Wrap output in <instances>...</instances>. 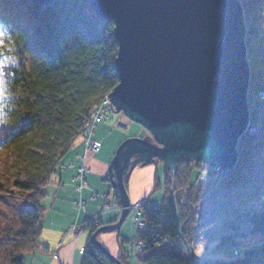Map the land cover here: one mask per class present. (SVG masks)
<instances>
[{
	"label": "trees",
	"instance_id": "obj_1",
	"mask_svg": "<svg viewBox=\"0 0 264 264\" xmlns=\"http://www.w3.org/2000/svg\"><path fill=\"white\" fill-rule=\"evenodd\" d=\"M242 5L257 92L264 87V0H242ZM0 21L10 28L20 57L2 71L14 99L0 110V264H25V256L41 248L44 187L77 145L83 124L119 83L118 44L114 22L100 20L89 0L50 5L0 0ZM251 114V121L258 119L254 110ZM238 148L237 166L222 173L200 160L194 165L179 160L178 212L166 172L161 207L145 210L146 227L138 232L148 242L138 254L144 264H201L187 245L207 249L211 242L215 252L234 257L228 264H264V127L244 135ZM111 187L120 202L116 183ZM95 229L90 227V235ZM166 237L170 242H163ZM117 258L129 264L125 251ZM81 264L117 263L89 236Z\"/></svg>",
	"mask_w": 264,
	"mask_h": 264
},
{
	"label": "water",
	"instance_id": "obj_2",
	"mask_svg": "<svg viewBox=\"0 0 264 264\" xmlns=\"http://www.w3.org/2000/svg\"><path fill=\"white\" fill-rule=\"evenodd\" d=\"M50 5L55 0H32ZM103 21H113L119 83L109 93L117 111L150 136L129 137L109 167L123 210L90 243L122 264L99 236L120 229L129 213L124 181L131 169L160 158L176 169L181 158L199 159L219 172L238 162V141L250 123L251 69L240 0H89ZM152 140L155 141L152 142Z\"/></svg>",
	"mask_w": 264,
	"mask_h": 264
},
{
	"label": "rangeland",
	"instance_id": "obj_3",
	"mask_svg": "<svg viewBox=\"0 0 264 264\" xmlns=\"http://www.w3.org/2000/svg\"><path fill=\"white\" fill-rule=\"evenodd\" d=\"M240 1L242 3V0ZM0 25L4 28V39L7 44V47L0 49L1 110L4 105L6 106L10 100L14 99L13 95L6 90L2 71L10 65L17 64L20 61V57L18 46L11 38L10 28L2 24L1 21ZM255 81L256 79H254V82L250 79L248 104L250 121L253 110L258 114V119L255 121L253 120V122L251 121V124L249 123V127L243 136L248 135L252 137L264 127V87L256 92V90L253 89ZM257 100L259 101L258 105L256 104ZM110 106L109 120L106 123L97 122L93 134V137L101 142L100 151L97 153L88 151L84 143V137L79 133L80 139L77 145L67 154L53 179L44 187V196L41 198V204L44 207L45 212L43 228L39 237L41 248L28 253L25 256V264H81L82 250L85 249L90 236V230L84 229V231L80 233L78 241L75 243V235L71 232L70 227L82 222L85 223L88 220V216L96 212L100 205H103L108 200L114 198L115 193L111 187L112 182L110 179L107 180V176L109 175L110 163L120 144L129 137L147 138L150 136L148 129L140 123L132 121L123 113V111H117L113 103ZM95 110L93 111L92 116ZM260 117L263 118L260 119ZM152 142L155 143L154 140H152ZM238 146L237 150H239ZM134 159L135 158H131L125 168V170H127V167L129 169L126 187L131 202L129 207L137 203H143L145 206L143 208L144 212L145 210L160 209L161 206L158 209L152 208L151 203L159 202V204H161L162 199L166 196V172H168L171 176L172 184L170 196L174 202L176 212H178L176 206V192L174 189V175L178 166L176 169H166L163 161L160 158H156L155 161L150 162L147 165L140 163L131 169ZM180 160H188L189 163L194 165L199 159L189 160L181 158ZM82 163L86 165L88 170L84 176V186L81 189H78V185L81 183L79 166H81ZM213 168L216 173L224 172H219L216 167ZM192 177L194 180L196 177L195 172H193ZM185 191L186 190L184 189V193ZM80 200L85 201L84 209H80L75 205V202ZM181 202H183V200H181ZM120 205L123 210L124 207L121 201ZM111 220L112 215L107 213L103 216L102 223L110 224ZM131 220V211H129L128 216L120 229L114 232L103 233L99 236L103 245L115 257L125 251L127 239L135 234L140 237L136 228L133 227L134 225L131 223ZM204 224L205 226H208L207 222ZM178 225L180 227L179 220ZM140 231L141 230L138 232ZM165 239L163 241L164 243ZM168 242H170V240ZM215 244L216 242H211L207 249L196 247L194 250L187 245V250L191 258L201 264H227L234 260L233 256L215 252ZM235 254H237L236 251ZM128 258L129 264H144L137 254L129 255ZM258 262L259 261L254 260L253 262H250V264H258Z\"/></svg>",
	"mask_w": 264,
	"mask_h": 264
},
{
	"label": "built area",
	"instance_id": "obj_4",
	"mask_svg": "<svg viewBox=\"0 0 264 264\" xmlns=\"http://www.w3.org/2000/svg\"><path fill=\"white\" fill-rule=\"evenodd\" d=\"M111 98L107 95L102 104L95 110L92 118L83 124L80 133L84 137V143L88 151L97 153L101 149V142L93 137L94 130L96 128L97 122L106 123L109 120V112L111 110ZM88 168L84 163L79 166V176L81 179L78 189H81L84 186V176ZM75 205L80 209L85 208V201L80 200L75 202ZM152 208L158 209L161 204L159 202H152ZM143 203H137L129 207L131 211L132 220L131 223L137 230H142L146 227V222L143 218L144 208ZM122 211V206L115 198L108 200L103 205L98 207V210L95 213L89 215L88 220L85 223L75 224L70 227L71 232L75 235V243L78 241L79 235L84 229H89L91 226H99L103 216L107 213L112 215V221L119 219ZM67 231V230H66ZM169 239H165V243H168ZM148 247V242L145 239L138 237V235H132L126 242L125 253L129 256L132 254H140ZM83 251V250H82Z\"/></svg>",
	"mask_w": 264,
	"mask_h": 264
},
{
	"label": "snow or ice",
	"instance_id": "obj_5",
	"mask_svg": "<svg viewBox=\"0 0 264 264\" xmlns=\"http://www.w3.org/2000/svg\"><path fill=\"white\" fill-rule=\"evenodd\" d=\"M5 34L3 32H0V49H3L6 47V41L4 40Z\"/></svg>",
	"mask_w": 264,
	"mask_h": 264
},
{
	"label": "clouds",
	"instance_id": "obj_6",
	"mask_svg": "<svg viewBox=\"0 0 264 264\" xmlns=\"http://www.w3.org/2000/svg\"><path fill=\"white\" fill-rule=\"evenodd\" d=\"M4 28H3V26L2 25H0V32H3L4 33V30H3ZM5 40V39H4ZM6 47H7V44H6Z\"/></svg>",
	"mask_w": 264,
	"mask_h": 264
},
{
	"label": "bare ground",
	"instance_id": "obj_7",
	"mask_svg": "<svg viewBox=\"0 0 264 264\" xmlns=\"http://www.w3.org/2000/svg\"><path fill=\"white\" fill-rule=\"evenodd\" d=\"M253 122V121H252ZM251 121H250V124L252 123Z\"/></svg>",
	"mask_w": 264,
	"mask_h": 264
}]
</instances>
